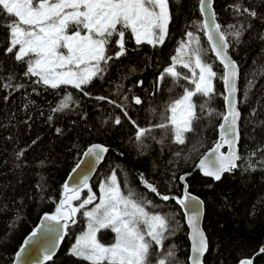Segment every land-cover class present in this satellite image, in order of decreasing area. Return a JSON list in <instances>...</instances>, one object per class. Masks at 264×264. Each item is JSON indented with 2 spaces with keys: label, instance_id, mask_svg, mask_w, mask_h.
Masks as SVG:
<instances>
[{
  "label": "trees",
  "instance_id": "16d2710c",
  "mask_svg": "<svg viewBox=\"0 0 264 264\" xmlns=\"http://www.w3.org/2000/svg\"><path fill=\"white\" fill-rule=\"evenodd\" d=\"M237 3L256 15L238 14L233 7ZM168 4L171 19L165 42L155 47L147 43L137 45L127 32L125 54L115 58L119 47L110 46L108 55L114 58L105 65L102 76L84 86L83 91L71 85L51 89L35 83L36 77H26V65L4 51L9 37L2 25L8 18L0 16V264H12L15 251L42 213H55L66 176L92 142L109 147L92 185L96 188L93 182L97 173L116 169L124 185L151 201L148 211L156 210L168 217L175 234L169 236L164 247L174 245L179 264H189L188 230L180 205L175 199L163 201L147 189L141 174L161 195H181L183 183L179 177L190 171L213 145L225 114L223 66L204 35L199 0H168ZM213 6L221 29L229 34L228 51L239 66L238 146L242 159L237 162L239 167L224 173L220 181L203 176L198 170L186 181L189 190L204 201L203 227L208 239L204 264H235L250 256H254L253 264H264V252H260L264 248V0H213ZM236 29L242 32L239 39L230 34ZM188 32L199 37L203 59L217 73L214 94L210 99L194 97L195 103L205 108L203 113L197 108L200 119L194 131L186 134L185 144L174 143L171 134L166 136L157 129L141 145L135 138L137 125L150 127L160 123L166 100L174 98L177 90L178 94L183 92L180 85L191 86L183 78L179 84L167 77L158 81L181 42L188 39ZM176 67L183 77L185 68L179 64ZM68 94V107L53 111ZM135 94L143 98L139 105L132 100ZM109 101L124 105L127 117ZM208 109L214 110L210 117ZM118 116L121 123L117 125ZM161 140L163 143L158 142ZM253 152L256 154L252 155ZM248 161L254 170L248 168ZM93 192L96 194L94 189ZM87 195V190H82L80 200L73 201V205ZM85 209L75 215V223L69 224L57 253L43 264H88L71 255L69 245L73 234L85 226ZM97 237L102 243H110L113 233L103 229Z\"/></svg>",
  "mask_w": 264,
  "mask_h": 264
},
{
  "label": "snow or ice",
  "instance_id": "6c2138e0",
  "mask_svg": "<svg viewBox=\"0 0 264 264\" xmlns=\"http://www.w3.org/2000/svg\"><path fill=\"white\" fill-rule=\"evenodd\" d=\"M211 6L212 0H200L202 13L211 11ZM233 7L238 14L256 15L254 11L242 9L239 3ZM0 16L8 18V22L2 25L8 30L9 37L4 51L12 53L16 61L26 65V77H36L35 83L51 89L71 85L81 91L95 78L102 76L105 65L114 58L108 55L110 46L114 44L119 47L115 58L125 54L127 32L130 31L137 45H162L168 35L171 19L168 0H0ZM229 27L235 28L234 25ZM202 28L211 50L223 66L221 79L228 95L225 97L227 112L223 114V123L219 126L220 140L200 159L198 167L203 175L220 181L224 173L237 169V162L242 159L237 148L240 138V112L235 99L239 70L235 61L228 55L229 34L215 23L214 13L211 23L207 17L204 19ZM230 34L239 39L242 32L236 29ZM186 35L188 39L181 42L176 50L177 54L171 58L172 63L163 69L158 81L162 82L167 77L171 78L174 84H179V80L183 78L193 87L180 85L183 93L167 106L162 117L163 122L150 127L137 125L135 138L141 145L144 139L157 129L162 130L165 135L171 134L174 143L185 144L186 134L194 131V125L200 119L197 108L200 113H203L205 108L203 104L197 105L194 97L199 95L210 99L214 94L213 81L217 73L212 64L203 59L199 37L193 32ZM178 64L189 69L191 75L184 74L182 77L181 72L177 71ZM124 99L127 100V97ZM133 99L137 105L142 103L139 97ZM70 100L71 95H66L53 111L68 107ZM109 102L116 104L115 101ZM116 107L121 108L127 117L124 105L116 104ZM213 113V109H208L209 117ZM115 123H121L119 116L116 117ZM132 123L135 125V121ZM59 131L57 129V132ZM158 142L163 143V140ZM225 145L228 148L227 153L220 151ZM107 151L102 145L89 147L85 156L90 158L88 162L91 167L100 162L103 153ZM20 155H23V152ZM79 167L78 164L77 168ZM248 168L254 170L251 161H248ZM75 171L76 169H73V172ZM141 179L146 188L160 196L163 201L175 199L176 203L186 210V214L190 213L187 215L192 240V255L189 261L190 264H201V258L207 250V239L199 224L200 206L203 202L187 191L186 183L182 197H170L161 195L153 184L143 180L142 174ZM179 179L185 181V176ZM84 188L88 189L87 198L74 206L72 202L80 200V192ZM99 188V202L91 210L83 211V215L88 218L87 231L76 239L70 249L71 255L88 264H152L153 256L156 257L155 264H179L175 246L164 247V242L169 236L175 234V229L169 226L168 217L160 213H150L147 207L151 201L138 200L134 192L129 191L125 195L115 170L106 181L101 182ZM94 200L96 195L88 184L86 174L71 187L65 183L55 213L43 217L46 222L43 229L32 232L25 244L36 240L38 232L43 231L46 237L42 239L47 244V247L43 248V259L50 260L56 248L54 241L63 239L60 233L67 229L69 224L75 223V215ZM101 229H111L115 233L113 243L105 245L97 239V233ZM50 236L53 239H47ZM25 251L26 248L22 247L16 253L17 261ZM260 252H264V248H261ZM240 264H252V259H242Z\"/></svg>",
  "mask_w": 264,
  "mask_h": 264
},
{
  "label": "water",
  "instance_id": "95a60500",
  "mask_svg": "<svg viewBox=\"0 0 264 264\" xmlns=\"http://www.w3.org/2000/svg\"><path fill=\"white\" fill-rule=\"evenodd\" d=\"M199 9H200V0H199ZM200 13H201V16H202V24H203V21L204 19L207 17L208 20H209V23L212 22V13L215 14V23L219 24L218 23V20L216 18V12H215V9H214V6H213V0H212V6H211V11L207 12V13H202L201 10H200ZM204 35L207 39V36L205 34V31H204ZM208 41V40H207ZM209 44V47L211 49V45L210 43L208 42ZM212 51V50H211ZM228 51V49H227ZM213 55L215 56V53L212 51ZM228 55L230 56V58L235 61V59L232 57V55L229 53L228 51ZM218 60V59H217ZM219 61V60H218ZM220 62V61H219ZM236 65L238 66L237 62L235 61ZM238 70H239V66H238ZM223 72H224V69H223ZM238 79H239V74H238V77H237V81H236V88H237V91L235 93V99H236V102H237V108L240 112V109H239V101H238V92H239V85H238ZM223 87H224V107H225V114L227 112V101L225 100V97L228 95V91L224 85V82H223ZM240 117H241V113H240ZM223 123V119H221V122L220 124ZM239 123H240V119L238 121V130H239ZM219 124V126H220ZM219 126H218V131H217V138L216 140L214 141L213 145H211L208 149H206L202 155L199 157V159L196 161V163L194 164L193 168L182 174L181 176H185V181H181L183 183V188H182V193L180 196L178 197H182L183 194H184V185L185 183L187 184L188 186V183L186 181V177L191 175L195 170H198L199 173L201 175H203L202 171L199 169L198 165H199V161L200 159H202L213 147H215L216 143L220 140V129H219ZM239 137H240V130H239ZM240 140V138H239ZM239 143V142H238ZM92 145H102L104 147H106L108 150H109V147L107 145H105L104 143L102 142H92L90 144H88L86 146V148L84 149V151L82 152L77 164L71 169V171L68 173V175L66 176V179L64 181V184L65 183H68L69 186H73L74 184L78 183L80 180L83 179V176L86 174L88 176V184H90V182L92 181V178L95 174V172L97 171L99 165L102 163V161L105 159L106 155H107V152L106 153H103V159L98 162L94 167H91L90 163L88 162L90 158L86 157L85 156V153L87 152L88 148L91 147ZM237 148H238V152H239V146L237 144ZM221 152H224V153H227L228 151V148L227 146L225 145L224 147H222L220 149ZM80 165L79 168H77V165ZM73 169H76L75 172H73ZM180 176V177H181ZM205 176V175H203ZM71 178V179H70ZM213 179V178H212ZM86 189V188H84ZM82 189V190H84ZM81 190V191H82ZM187 191L193 196V197H197L199 199V201H202V205L200 206V220H199V224H200V227L201 229L203 230L205 236H206V239H207V234L205 232V229L203 227V220H204V213H205V207H204V201L203 199L195 194L194 192L190 191L189 188L187 187ZM182 212H183V216H184V221H185V224L187 226V236H188V240H189V251H188V263L190 264V261H189V257L192 255V252H191V247H192V240H191V228L189 227L188 223H187V215L190 214H186V210L183 209L181 206H180ZM48 214V215H51V214H54L52 212H44L40 215L35 227L28 233L24 236L20 246L17 248V250L15 251L14 253V257H13V261H12V264H43L46 262V260L43 259V256H44V252H43V248L44 247H47V244L44 243V240L42 238H45L46 237V234L43 232V231H40L38 232L37 234V238L36 240H33L31 243L29 244H25V241H27L29 239V237L31 236L32 232L34 231H37L38 229H43L44 227V224L46 222L43 221V217ZM60 235L63 236V239L62 240H55L54 242L56 243V248L54 250V253L52 255V257L57 253V251L59 250L63 240L65 239V235H66V229L60 233ZM47 239H53V237H47ZM26 248V251L24 253L21 254V258L19 261H17L16 259V253L21 249V248ZM207 248H208V239H207ZM207 250L205 251L203 257L201 258V264H204V256L206 254ZM253 258L254 256H250V257H242L239 259V261H237L235 264H240V261L242 259H252V264H253ZM48 261V260H47Z\"/></svg>",
  "mask_w": 264,
  "mask_h": 264
},
{
  "label": "rangeland",
  "instance_id": "374dc122",
  "mask_svg": "<svg viewBox=\"0 0 264 264\" xmlns=\"http://www.w3.org/2000/svg\"><path fill=\"white\" fill-rule=\"evenodd\" d=\"M209 63V62H208ZM198 71V70H197ZM184 74H187V75H191V72H190V70L189 69H184ZM193 87V85H191L190 86V88H192ZM177 92L178 93H180L178 90H177ZM177 93V95L174 97V98H168V100H166V105H165V110H166V108H167V106L170 104V103H172L174 100H176V99H178L181 95H182V93L181 94H178ZM133 97H139L140 99H141V101L143 102V98L140 96V95H138V94H135V95H133ZM132 100L134 101V99L132 98ZM165 115V111H164V113L162 114V116H161V122H163L162 121V117ZM160 122V123H161ZM167 136V135H166ZM115 170V172H116V175H117V178H118V181H119V183H120V187H121V190L123 191V193L125 194V195H127V193L129 192V191H132V192H134L133 191V189L128 185V184H126V185H124L123 183H122V180H121V175H120V173H119V175H118V173H117V170L116 169H114V168H109V169H107L106 171H104L103 173H97V177L95 178V180H94V184H95V186H96V188L94 187V185H92V181L90 182V184H89V186L91 187V190H92V192H93V189L95 190V192H96V200H94L93 201V205L95 206V204L96 203H98L99 202V197H100V188H99V186H100V184H101V182H104V181H106L107 180V178L108 177H110L111 176V174H112V172ZM87 190V193H88V189L86 188L85 189V191ZM94 193V192H93ZM135 195H136V197H137V199L138 200H141V201H145V202H147V200H145V199H142V197H140V194H136L135 193ZM73 203V202H72ZM94 206H92V207H90V208H86L85 210H91ZM150 213H158V212H156V210H152V211H149ZM162 215V214H161ZM87 225H88V218L86 217V221H85V226L83 227V229L81 230V231H79V232H77L76 234H73V237H72V239L69 241V245H71V247L73 246V244L76 242V239L80 236V235H82L84 232H86L87 231ZM101 230H103V229H101ZM100 230V231H101ZM111 230V229H110ZM113 233V232H112ZM102 234L104 235L105 234V231H103L102 232ZM97 236H98V233H97ZM97 239H98V237H97ZM99 240V239H98ZM114 240H115V233H113V238H112V241L110 242V243H104L103 242V244H105V245H109V244H111V243H113L114 242ZM101 243H102V241L101 240H99ZM71 247H70V249H71ZM152 264H154V262H153V260L155 261V259H156V257L155 256H153L152 258Z\"/></svg>",
  "mask_w": 264,
  "mask_h": 264
}]
</instances>
